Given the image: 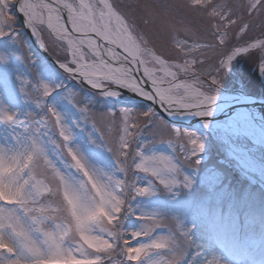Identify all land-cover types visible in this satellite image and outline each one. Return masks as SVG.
Wrapping results in <instances>:
<instances>
[{"label": "snow or ice", "instance_id": "1", "mask_svg": "<svg viewBox=\"0 0 264 264\" xmlns=\"http://www.w3.org/2000/svg\"><path fill=\"white\" fill-rule=\"evenodd\" d=\"M183 8L170 26L173 55L122 0H0V264H223L195 239L194 207L162 214L133 202L191 188L186 166L200 164L205 144L176 122L213 115L237 57L258 50L264 75V26L245 19L259 20L264 0ZM70 81L145 107L96 111Z\"/></svg>", "mask_w": 264, "mask_h": 264}, {"label": "rangeland", "instance_id": "2", "mask_svg": "<svg viewBox=\"0 0 264 264\" xmlns=\"http://www.w3.org/2000/svg\"><path fill=\"white\" fill-rule=\"evenodd\" d=\"M122 2L125 11L135 18L152 42L175 55L171 49L170 26L176 23L177 16L186 13L184 0ZM149 9H155L159 16L150 18ZM245 19L254 27L257 24L264 26V15L259 20L250 16ZM146 20L149 22L145 23ZM25 40L29 41L26 34ZM260 55L258 50H253L248 56L237 57L231 70H225L220 78L218 97L228 91H240L264 98ZM209 59L215 62V54ZM69 83L81 95L94 101L93 109L96 111L133 106L143 110L145 107L143 103H134L133 98L125 94L119 99H109L74 81ZM13 109L26 110L19 102L13 104ZM181 128L195 132L205 144L199 157L200 164L186 166L185 175L193 181L191 188H181L175 192L156 189L154 196L138 198L133 202L134 205L141 211L162 214L194 207L202 219L201 231L195 234V239L200 243H210L214 254L221 258L223 264H264V148L244 136H233L219 129ZM7 131L0 125V141H3ZM126 226L134 230L138 228L139 222L129 217Z\"/></svg>", "mask_w": 264, "mask_h": 264}, {"label": "water", "instance_id": "3", "mask_svg": "<svg viewBox=\"0 0 264 264\" xmlns=\"http://www.w3.org/2000/svg\"><path fill=\"white\" fill-rule=\"evenodd\" d=\"M29 35L30 39L34 41V37L31 36L30 31H26ZM36 48L43 54L47 55L46 53H43L42 49H39V46L34 44ZM78 83V82H77ZM85 87H88L87 85H84ZM231 95H244L237 91H228ZM131 96L132 98L136 99L137 102L146 103L142 101L138 97H134L129 93H125ZM249 100L241 101L233 104H228L227 102L223 101L221 99L223 105L225 107L222 110H219L217 112H214L211 117L202 118V117H192L190 120H186L185 118L183 120L177 121V126L182 127H189L192 129H204V128H213L215 124H219L221 121H231V122H238L237 117L243 118V120H251L253 123H255L262 131H264V100H258L255 98H252L251 96H247ZM207 125V126H205Z\"/></svg>", "mask_w": 264, "mask_h": 264}, {"label": "bare ground", "instance_id": "4", "mask_svg": "<svg viewBox=\"0 0 264 264\" xmlns=\"http://www.w3.org/2000/svg\"><path fill=\"white\" fill-rule=\"evenodd\" d=\"M262 79H264V75L261 74ZM240 96V95H238ZM228 101H233V100H237L240 98H231V97H236L233 95H229V94H224L222 96H220ZM109 99H115V98H110L107 97ZM132 101H135L134 99H132ZM225 107V105L222 104H216L214 107V112H217L219 110H222ZM192 117H196V116H190V117H186V120H190L192 119ZM237 119H240L241 122H223L220 124H215L214 127L218 128L221 131H226L229 134L233 135V136H244L247 137L250 141H252V143L259 145L260 147L264 148V131H262L259 127L255 126L253 123H248V122H244L243 118H239L237 117Z\"/></svg>", "mask_w": 264, "mask_h": 264}]
</instances>
